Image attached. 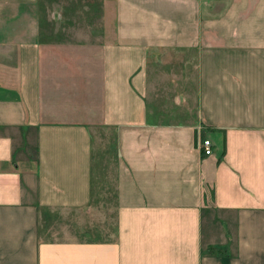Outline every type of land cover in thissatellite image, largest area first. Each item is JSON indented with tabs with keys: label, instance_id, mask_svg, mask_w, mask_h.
<instances>
[{
	"label": "crops",
	"instance_id": "0c3cea01",
	"mask_svg": "<svg viewBox=\"0 0 264 264\" xmlns=\"http://www.w3.org/2000/svg\"><path fill=\"white\" fill-rule=\"evenodd\" d=\"M0 264H264V0H0Z\"/></svg>",
	"mask_w": 264,
	"mask_h": 264
},
{
	"label": "rangeland",
	"instance_id": "374dc122",
	"mask_svg": "<svg viewBox=\"0 0 264 264\" xmlns=\"http://www.w3.org/2000/svg\"><path fill=\"white\" fill-rule=\"evenodd\" d=\"M47 11L49 14L48 9H47ZM57 27H59V26H57ZM61 27L62 28L60 31H63L62 32L63 33L62 38H64V36L66 37L65 26L62 25ZM48 40H49L48 35H46V37L44 38V42H46ZM60 50L66 52V53L72 52V53H74V55L78 54V56H79L82 51L90 50V47H88V46L81 47L80 45H76L75 43L69 42L67 44L66 43H60ZM78 58H82V57H78ZM79 62H80V65L75 67L72 70L73 74H67L66 72L54 74L52 72V75H54L56 77V80L58 82L64 81V79L66 77V82H68L67 85L69 88L68 89H64V87H63V89L59 88L58 89V93H59L58 96H56L54 94L55 93L54 90L52 91V93H49V94H51V96L54 95L57 98V100L54 99L51 102V105L55 108V110L53 107H51L52 108L51 111L47 113L48 117H51L53 119H56V118L73 119V117H74L73 115L71 117V116H64L63 114L59 113V112H64L65 110H67L69 108L68 102L65 103L68 99L71 100L72 105L74 107L77 105L78 106L82 105L84 108L87 109L92 105L93 106L97 105L96 102L95 103L93 102L94 100H96L95 97H96L97 91H92L94 94V98L87 100V99H83L82 92L78 89V86H81L83 84L84 85L90 84V83L95 84L96 83V79H95L96 73H92V71H94V70L92 68H90V65L87 63V61L79 60V61L75 62V64L77 63V65H78ZM54 66H55L54 61L50 64V66L48 63V67H51L52 70H53ZM47 71H48V69H47ZM48 73L50 75V71ZM48 73L46 74L47 78L49 76ZM74 118L80 119V116L78 115Z\"/></svg>",
	"mask_w": 264,
	"mask_h": 264
},
{
	"label": "built area",
	"instance_id": "2783aa9c",
	"mask_svg": "<svg viewBox=\"0 0 264 264\" xmlns=\"http://www.w3.org/2000/svg\"><path fill=\"white\" fill-rule=\"evenodd\" d=\"M199 147L205 154L211 153L212 152V141H211V139L207 136L202 137L199 140Z\"/></svg>",
	"mask_w": 264,
	"mask_h": 264
},
{
	"label": "trees",
	"instance_id": "16d2710c",
	"mask_svg": "<svg viewBox=\"0 0 264 264\" xmlns=\"http://www.w3.org/2000/svg\"><path fill=\"white\" fill-rule=\"evenodd\" d=\"M209 197L211 198V199H213L214 198V185L212 184V185H210V187H209ZM210 252H223V250H221V249H216V248H214V247H210L209 249H208Z\"/></svg>",
	"mask_w": 264,
	"mask_h": 264
}]
</instances>
